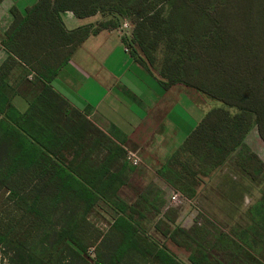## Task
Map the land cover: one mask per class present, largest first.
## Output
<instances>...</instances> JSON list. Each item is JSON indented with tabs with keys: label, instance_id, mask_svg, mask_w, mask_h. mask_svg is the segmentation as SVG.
<instances>
[{
	"label": "trees",
	"instance_id": "1",
	"mask_svg": "<svg viewBox=\"0 0 264 264\" xmlns=\"http://www.w3.org/2000/svg\"><path fill=\"white\" fill-rule=\"evenodd\" d=\"M262 3L261 0H37L25 18L13 23L17 35L12 39L16 41L22 32L27 35L28 28L39 26L36 19L42 17L53 41L59 39L75 47L90 30L88 27L65 30L58 17L65 10L80 18L107 14L110 18L98 28L116 29L123 18H133L132 38L123 36L122 41L132 53L138 51L141 55L138 62L147 71L150 68L157 71L162 86L182 85L235 109L233 115L222 107L210 109L183 141L179 151L189 154V159L194 160L193 167L192 163L175 160L179 169L161 166L159 170L174 190L192 198L200 177L208 176L233 154L235 164L253 179L264 174V161L244 141L254 126L264 143ZM156 4L162 6L156 8ZM11 14L14 16V10ZM141 26L148 29L147 36ZM6 36L4 47L15 51L9 45V32ZM166 44L170 54L165 50ZM51 47L49 43L46 49ZM3 82H0L3 114L0 140L8 142V136L15 135L21 148L20 153L11 156L10 166H0V190L8 191L0 205V244L6 248L9 264H185L141 229L135 218L144 216L138 210L141 202L129 205L119 197L118 191L131 171L124 160L123 148L108 141L106 155L100 161L95 162L87 152L73 165V160L68 161L61 153L62 147L71 144V135L77 129L95 128L82 117L76 124L63 125L60 119L46 114V120L35 124L34 131L44 134L43 139L32 140L24 135L33 130L32 123L30 129H25L18 122L22 130L11 125L10 114L6 112L9 91ZM62 132L63 138L52 137ZM147 195L149 192L144 197ZM99 201L115 214L105 232L88 220ZM142 204L147 209L143 198ZM162 204L155 200L148 204V209L156 215ZM249 215L251 226L229 233L213 229L212 224L185 229L175 225L170 216H164L169 228L162 232L188 253L190 264H264L250 248L251 243L253 247L262 245L264 185L260 198L249 208ZM161 221L156 222L157 229Z\"/></svg>",
	"mask_w": 264,
	"mask_h": 264
},
{
	"label": "crops",
	"instance_id": "2",
	"mask_svg": "<svg viewBox=\"0 0 264 264\" xmlns=\"http://www.w3.org/2000/svg\"><path fill=\"white\" fill-rule=\"evenodd\" d=\"M36 3L37 0H0V82L3 80L9 91L6 112L10 114L11 125L22 130L17 126L18 122L25 129H30L32 123L33 130L29 133L23 130L27 134L24 135L43 139L44 134L34 131L37 130L35 124L46 120V114L60 119L63 125L76 124L82 117L95 130H89L88 126L84 127L85 131L77 129L71 135V144L62 147L61 153L76 165L87 152L95 162L100 161L106 155L108 141L120 145L125 151L124 160L131 168L126 184L118 191L119 197L127 204L142 203L143 198L148 208L149 203L159 199L163 202L160 213L155 215L151 211L153 216L157 221H166L164 216H170L178 225L179 212L174 209L195 202L201 208L202 217L194 216L190 226H180L185 229L208 225V221L225 233L251 226L249 208L260 198L264 174L253 179L235 162L229 163L235 160V154L208 176L200 177L194 197L188 198L179 192L182 196L179 205L169 200L173 188L159 170L161 166L177 168L179 165L175 160L183 163L188 158L189 154L179 151V148L196 123L210 110L202 97L182 85L162 86V78L155 70L147 71L138 62L141 55L138 51L137 54L130 51L117 29L98 28L105 21L99 13L81 18L68 10L58 13L65 30L82 27L90 30L75 47L65 45L59 39L53 41L46 31L47 21L42 17L36 19L39 26L29 27L27 35L22 32L16 41L13 40L17 35L13 23L25 18ZM11 10H14L16 19ZM6 32L11 37L9 45L15 51L3 45ZM126 37L130 40L132 35ZM49 43L52 47L46 49ZM194 96L200 97L201 101H195ZM177 103H183L179 111ZM194 111L199 113L195 125L188 115ZM2 118L0 113V121ZM64 135L62 132L52 137L63 138ZM8 137V142L0 140V166H10L11 156L21 152L16 136L10 134ZM248 137L249 133L244 141L251 149ZM259 158L264 161V158ZM133 173H144L146 177L138 184L134 199L127 201L121 197L120 191L129 184ZM2 191L6 200L8 191ZM147 192L149 195L145 198ZM169 209L174 210L173 217ZM154 231L161 240L151 238L165 245L167 237L155 225ZM145 234L149 236V233ZM252 244L250 248L264 263V234L262 245L253 247ZM172 245L180 248L174 243ZM185 254V260H180L190 264L186 251Z\"/></svg>",
	"mask_w": 264,
	"mask_h": 264
},
{
	"label": "rangeland",
	"instance_id": "3",
	"mask_svg": "<svg viewBox=\"0 0 264 264\" xmlns=\"http://www.w3.org/2000/svg\"><path fill=\"white\" fill-rule=\"evenodd\" d=\"M261 1H264V0H261ZM232 2L235 3V1H232ZM244 3H246V2H244ZM262 4H264V3H262ZM238 5L240 6V4H238ZM161 6H162L161 4H156L155 5L156 8H160ZM98 15L99 16H104L105 18L103 20H107V19L110 18V17H107V14L99 13ZM123 19L121 21L122 22L126 21L127 23H129L128 24L129 27L124 29V30H122V31L120 30V32L118 31V33L120 34L121 37H123V36H130L131 37L132 29L134 30V24L132 25L130 23L134 19L133 18H130V19L123 18ZM135 20H137V19H135ZM137 23H139V21ZM116 29L118 30V27ZM141 30H142V33L145 36H147L149 34V31H148L147 28H145V26H141ZM149 37H151V36H149ZM152 37H151V39H152ZM167 44L165 46V50L170 54V52H169L170 47ZM150 69H152V68H150ZM152 70H154V69H152ZM193 92H194V94H197V96L202 97V101H203L204 105H206L207 109L222 107V108L227 109V111L230 113V115H233L235 113V109L234 108L224 107L219 101L212 100L210 98L204 97L203 95L197 93L196 91H193ZM200 97H198V98L200 99ZM196 99H197V97L194 98L195 101H196ZM199 99H197V101ZM200 101H201V99H200ZM182 104L183 103H177V110L178 111H179V108L183 107V106L181 107ZM188 115L192 119L191 122H193L194 125H195V121H197L199 119V118H197V117H199V113L194 111L193 114L188 113ZM250 131L248 132L249 133V137H248L249 141L248 142L250 143V147H251L250 150H252L257 156H259L261 158H264V143L260 139V137H259V135L257 133V130H256V128L254 126H251ZM185 161L188 162V163H192V167L194 166L193 165V162H194L193 159L191 160L188 157ZM233 162H234V160L233 161L231 160L229 163H233ZM145 177L146 176H144V173H133L129 184H127V186H125L120 191L121 197L124 198L127 201H129L130 199H134L135 195L137 194L138 184ZM4 198H5L4 191H2V192H0V205H1L2 202H4V200H5ZM132 203H129V204H132ZM179 203H180L179 201H176V203H174V204L179 205ZM142 205H143L142 203H141V205L139 204L138 210H139L140 213H142L144 215V217L136 216L135 218L137 220V223L139 224V226L141 227V229L145 233H149L150 237H153L156 240H161L159 235H157L155 233V231H154V225L157 222V217L153 216V214L151 212L152 211L151 209H148V208L147 209H143ZM156 205H158V201L156 202ZM214 205H216V204H214ZM169 208H171V207H169ZM164 209L167 210L168 208L164 207ZM174 210H177L179 212V217H178V220H177V224L179 226L188 227V226H190V224H192V220H193L194 216L198 217V219L202 217V214L200 212L201 208H200L199 204H197L195 202H193L190 205L189 204L184 205L183 207H179L178 209H174ZM174 210H172V211H171V209L168 210V211H170L169 214L172 217L174 215V212H173ZM114 217H115L114 212L104 202H99L93 208L91 213L89 214L88 220L92 224H94V226L97 229H99L101 232H104V231L107 230L109 224L111 223V221H112V219ZM203 217L206 218L204 215H203ZM204 221H206V220L204 219ZM161 222L162 223L159 225V230L160 231L168 230V228H169L168 222H166V221H161ZM207 223H209V225L211 224L210 221H208ZM210 226L213 229H216V227H217V226L216 227L213 226V223ZM216 230H218V229H216ZM164 244L166 245V247H168V249L171 248L170 251L174 255H176L179 259L185 260L186 254H185L184 250L182 251V249H180V248H175L168 239L166 241H164ZM5 253H6V248L2 244H0V264H9L8 260H7L8 257H7V255ZM90 258L91 257L89 256L88 259L91 260Z\"/></svg>",
	"mask_w": 264,
	"mask_h": 264
},
{
	"label": "built area",
	"instance_id": "4",
	"mask_svg": "<svg viewBox=\"0 0 264 264\" xmlns=\"http://www.w3.org/2000/svg\"><path fill=\"white\" fill-rule=\"evenodd\" d=\"M129 23H127L126 21H123L120 26L118 27V31L120 32V30H124L126 28L129 27L128 25ZM182 198L181 194L176 191V190H171L170 193H169V200L173 203H176V201H179L180 199Z\"/></svg>",
	"mask_w": 264,
	"mask_h": 264
}]
</instances>
